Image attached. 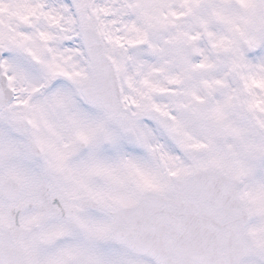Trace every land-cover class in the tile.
I'll use <instances>...</instances> for the list:
<instances>
[{
    "label": "snow or ice",
    "instance_id": "obj_1",
    "mask_svg": "<svg viewBox=\"0 0 264 264\" xmlns=\"http://www.w3.org/2000/svg\"><path fill=\"white\" fill-rule=\"evenodd\" d=\"M0 264H264V0H0Z\"/></svg>",
    "mask_w": 264,
    "mask_h": 264
}]
</instances>
